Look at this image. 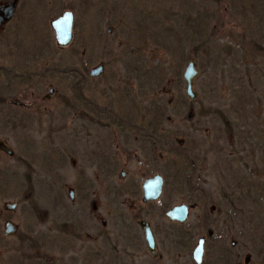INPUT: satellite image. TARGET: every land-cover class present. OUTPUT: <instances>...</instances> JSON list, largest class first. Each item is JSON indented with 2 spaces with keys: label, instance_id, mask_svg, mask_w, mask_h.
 <instances>
[{
  "label": "rangeland",
  "instance_id": "obj_1",
  "mask_svg": "<svg viewBox=\"0 0 264 264\" xmlns=\"http://www.w3.org/2000/svg\"><path fill=\"white\" fill-rule=\"evenodd\" d=\"M64 9L72 11L73 36L58 47L48 23ZM188 59L198 71L191 100L181 78ZM98 61L102 74L88 78L86 70ZM0 68L12 70L0 73V97L23 103H0V139L13 151L8 193L0 198L20 203L29 193L44 205L56 198L60 184L72 178L70 134L84 131L79 114L87 113L83 106L90 97L125 118L139 117L154 101L162 119H173L170 128H185L195 145L190 185L171 183L165 168L188 169L170 155L154 168L166 178L150 220L162 225L157 237L168 246L164 264H193L189 252L207 229L203 264H212L217 250V264H243L245 254L247 264H264V0H17L0 28ZM49 87L52 95L41 100ZM168 200L196 203L182 226H172L159 212ZM180 230L188 235L182 251L175 243ZM60 240L43 250L67 259L70 247L87 246L68 234ZM146 256L142 264H155ZM76 264H84L83 255Z\"/></svg>",
  "mask_w": 264,
  "mask_h": 264
},
{
  "label": "flooded vegetation",
  "instance_id": "obj_2",
  "mask_svg": "<svg viewBox=\"0 0 264 264\" xmlns=\"http://www.w3.org/2000/svg\"><path fill=\"white\" fill-rule=\"evenodd\" d=\"M111 30L108 26L105 31L108 33ZM98 64L101 65V71L97 75H90V69ZM103 67L101 61L90 66L86 70L88 78L101 75ZM10 71L12 70L8 68H0L2 74ZM74 75L79 80L80 73L74 72ZM4 88L0 86V93H3ZM75 91L79 95L82 89L78 85ZM52 93L53 89L49 87L40 99H48ZM78 99L80 100L79 97ZM90 99L83 106L88 116L79 114L82 116L80 121L84 122V131L80 135L77 130L70 134L69 169L73 171L72 178L68 184L65 181L60 184L56 198L46 201L45 205L40 200L39 204L37 200L29 199V193L24 195L20 203L0 198V264H56V261L63 264L68 259L70 264H76L79 255L84 256V264H142L141 259L146 255V259L155 264L166 262L162 261L163 255L167 254L164 252L166 243L164 241L161 244L157 237V233L163 232L162 225L150 224V220L155 217L156 206L166 182L165 176L154 168L158 161L170 155L171 158L185 163L188 169L183 172L178 168H175L176 171L165 168L166 172L171 173L168 175L171 183L178 187L183 182L190 185V172L195 164L192 151L195 145L190 140L193 136L186 133L185 128H170L173 119L168 115L162 119L161 111L157 110L154 101L146 104L139 112V117L125 118L121 113L112 112L108 106H101L94 98ZM4 101L7 105L23 107L19 100H5L0 97V103ZM32 103H36V97ZM191 113L189 107L187 120ZM200 123L202 124L197 121L194 125ZM179 133L183 134L182 137H178ZM217 138L216 136L211 140L213 147L218 141ZM0 142L4 147L10 148L5 140L0 139ZM215 149L218 152V145ZM12 155L13 151L9 155L0 149V196L8 193L7 179L10 177ZM62 160L60 163L57 160V168H61ZM132 163L136 168L134 173L131 171ZM204 163L205 160L202 159L200 166L196 168V178H199ZM154 175L161 178L159 196L155 200L143 199L142 184ZM63 191L67 198H64ZM170 204L168 200L162 205L163 209L158 211L175 227L182 226L186 220H170L165 212L175 205H185L189 208V213L196 206L195 202ZM140 223H145L150 229L154 241L152 252L146 246ZM20 227L24 230L19 231ZM175 233V243L179 250H186L187 232L180 230V233ZM67 234L73 240L85 241L87 246L70 247L68 250L71 255L67 259L64 254L56 256V252L44 251L59 246L60 236ZM210 235H203L204 243ZM164 238L166 239V235ZM213 260L215 263L212 264H217L218 250ZM192 263L194 264L193 261Z\"/></svg>",
  "mask_w": 264,
  "mask_h": 264
},
{
  "label": "water",
  "instance_id": "obj_3",
  "mask_svg": "<svg viewBox=\"0 0 264 264\" xmlns=\"http://www.w3.org/2000/svg\"><path fill=\"white\" fill-rule=\"evenodd\" d=\"M16 0H9L0 3V25L9 20L15 10ZM72 22L73 14L69 9L62 10L58 15L49 20V27L51 28L53 39L58 47L67 46L72 38ZM101 71V65L98 64L92 67L89 71L90 75H97ZM198 71L195 68V62L188 59L181 73V78L184 83L183 91L188 99L194 98V91L192 89L193 79L197 76ZM0 149L7 154H12V150L4 147L0 142ZM161 178L154 175L152 178L146 179L142 184L143 199H157L160 193ZM188 207L185 205H175L165 212V216L170 220L184 221L188 217ZM213 209V205L209 206V210ZM143 231L146 246L150 252L153 251L154 241L150 229L145 223H140ZM211 230H206V235H210ZM205 237L200 235L196 238L195 243L190 251V258L194 264L202 263L203 245ZM230 245L235 244L234 240H230ZM248 254L243 256V263L247 264Z\"/></svg>",
  "mask_w": 264,
  "mask_h": 264
}]
</instances>
